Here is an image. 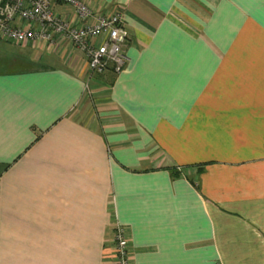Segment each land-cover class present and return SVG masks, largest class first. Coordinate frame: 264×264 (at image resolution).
Listing matches in <instances>:
<instances>
[{
  "label": "crops",
  "instance_id": "crops-1",
  "mask_svg": "<svg viewBox=\"0 0 264 264\" xmlns=\"http://www.w3.org/2000/svg\"><path fill=\"white\" fill-rule=\"evenodd\" d=\"M85 1L123 69L60 41L0 70V264H110L115 221L130 264H264V0Z\"/></svg>",
  "mask_w": 264,
  "mask_h": 264
},
{
  "label": "built area",
  "instance_id": "built-area-1",
  "mask_svg": "<svg viewBox=\"0 0 264 264\" xmlns=\"http://www.w3.org/2000/svg\"><path fill=\"white\" fill-rule=\"evenodd\" d=\"M62 2L73 8L76 21L60 15L54 6ZM128 29L122 11L102 12L85 0H0V39L17 44L45 45L51 49L68 42L84 54L90 76L107 69L118 72L128 55L124 42ZM87 86V85H86ZM128 232L115 221L110 264H130Z\"/></svg>",
  "mask_w": 264,
  "mask_h": 264
},
{
  "label": "rangeland",
  "instance_id": "rangeland-1",
  "mask_svg": "<svg viewBox=\"0 0 264 264\" xmlns=\"http://www.w3.org/2000/svg\"><path fill=\"white\" fill-rule=\"evenodd\" d=\"M21 51L28 52V57L32 61L31 63L34 64L38 63V58L44 53L41 49L35 47H21L12 41L0 39V70H4L10 66L19 65L20 56L22 55ZM40 61H43V59L41 58Z\"/></svg>",
  "mask_w": 264,
  "mask_h": 264
},
{
  "label": "trees",
  "instance_id": "trees-1",
  "mask_svg": "<svg viewBox=\"0 0 264 264\" xmlns=\"http://www.w3.org/2000/svg\"><path fill=\"white\" fill-rule=\"evenodd\" d=\"M169 169L173 175L179 174V170L175 167L169 166Z\"/></svg>",
  "mask_w": 264,
  "mask_h": 264
}]
</instances>
